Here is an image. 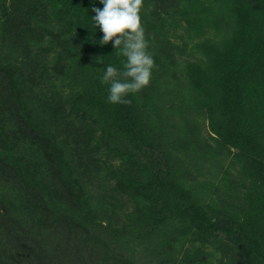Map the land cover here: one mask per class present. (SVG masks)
I'll use <instances>...</instances> for the list:
<instances>
[{
    "label": "rangeland",
    "instance_id": "obj_1",
    "mask_svg": "<svg viewBox=\"0 0 264 264\" xmlns=\"http://www.w3.org/2000/svg\"><path fill=\"white\" fill-rule=\"evenodd\" d=\"M180 1L143 0L140 13L154 59L150 82L156 86L155 91L142 88L141 112L144 121L160 128L164 118L183 125L181 116L168 109L180 104L184 85L191 96L185 68L199 55L193 46L201 38L179 20ZM49 4L38 2L26 13L22 0H0V264H184L192 241L184 225L151 216V206L140 202L139 191L128 189L124 178L134 186L142 179L141 164L164 171L165 159L153 146L138 153L130 149L127 160L106 156L108 147L91 119L88 126L77 123V94L89 75L65 68L71 55L84 63L95 60L90 20L85 14L69 18L61 6ZM209 30L207 35L215 38ZM196 112L185 117H197L202 125L195 130L197 138L207 140L209 120L203 123ZM155 145L172 150L163 147L162 139ZM184 151L173 154L181 164L188 155ZM200 152L187 163L190 172H184L199 187L218 174V166L207 162L210 152ZM218 257L222 262L215 258L211 264H234L230 253L219 251Z\"/></svg>",
    "mask_w": 264,
    "mask_h": 264
},
{
    "label": "trees",
    "instance_id": "obj_2",
    "mask_svg": "<svg viewBox=\"0 0 264 264\" xmlns=\"http://www.w3.org/2000/svg\"><path fill=\"white\" fill-rule=\"evenodd\" d=\"M38 2L46 0H22L26 13L29 7L35 10L40 6ZM48 4L52 9L61 6L60 11L69 18L85 14L90 20L88 32L95 60L84 63L71 55V63L65 68L69 73L78 70V76L83 71L89 75L77 94V123L88 126L91 119L92 127L102 134L103 144L108 147L106 156L127 160L132 154L130 149L138 153L153 146L159 159H165L164 171L155 165L141 164L138 171L142 179L136 180L134 186L128 176L124 178L128 189L137 194L139 191L140 202L151 206V216L161 214L162 222L174 220L184 225V234L192 241L186 263H182L211 264L215 258L222 262L218 257L220 251L233 255L229 262L234 264L243 260L246 264H264V0L180 1L179 20L184 19L201 38L193 46L199 49V55L196 62H188L185 68L191 96L188 98L184 85L180 104L168 109L174 116H181L183 125L171 119H166V123L164 118L161 128L153 121H144L143 89L128 94L129 104L110 103L106 99L108 84L100 79L105 65L113 64L122 70L125 57L113 49L111 42L100 44L102 32L91 20L92 5L102 7L99 0H48ZM209 29H213L215 38L207 35ZM146 87L155 91L156 86L149 82ZM153 100L150 98L147 103ZM193 110L203 118V123L205 118L209 120L207 140L197 138L195 130L202 127L197 117L188 121L185 117ZM159 139L164 148L172 150L156 146ZM191 146L193 150L188 152ZM184 149L188 155L181 164L173 154ZM201 150L210 152L207 162L209 166H218V174L199 187L196 181L189 182L184 172H190L186 165ZM71 170L70 175L77 179ZM87 195L93 200L89 191Z\"/></svg>",
    "mask_w": 264,
    "mask_h": 264
},
{
    "label": "clouds",
    "instance_id": "obj_3",
    "mask_svg": "<svg viewBox=\"0 0 264 264\" xmlns=\"http://www.w3.org/2000/svg\"><path fill=\"white\" fill-rule=\"evenodd\" d=\"M102 7L92 5L93 24L102 32L100 40L111 42L113 49L125 57L123 69L113 64L105 65L100 79L108 84L107 101L129 104V93L148 85L152 76L154 59L147 51V40L141 20L143 0H99Z\"/></svg>",
    "mask_w": 264,
    "mask_h": 264
}]
</instances>
